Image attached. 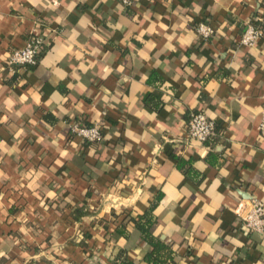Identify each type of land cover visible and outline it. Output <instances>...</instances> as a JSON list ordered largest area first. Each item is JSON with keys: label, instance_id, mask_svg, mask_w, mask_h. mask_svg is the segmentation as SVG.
<instances>
[{"label": "crops", "instance_id": "1", "mask_svg": "<svg viewBox=\"0 0 264 264\" xmlns=\"http://www.w3.org/2000/svg\"><path fill=\"white\" fill-rule=\"evenodd\" d=\"M262 11L264 0H0V264H115L120 249L146 264L141 232H118L160 191L151 232L174 250L169 264H264V232L236 211L264 200V36L239 42ZM34 31L50 41L38 62L6 68ZM199 110L216 123L211 144L188 137ZM72 121L100 122L103 139L71 134Z\"/></svg>", "mask_w": 264, "mask_h": 264}, {"label": "built area", "instance_id": "2", "mask_svg": "<svg viewBox=\"0 0 264 264\" xmlns=\"http://www.w3.org/2000/svg\"><path fill=\"white\" fill-rule=\"evenodd\" d=\"M124 4H130L131 0H122ZM258 20H264V11L252 17L246 24L240 36V44L252 47L264 36V27ZM198 36L206 40L214 33V29L206 21H200L195 25ZM46 40L38 31H34L21 47L13 48L6 60L5 66L13 70L16 66L35 65ZM261 125L264 126V111L261 113ZM100 122L85 124L79 121L69 123L71 134L79 135L86 142H96L102 137V127ZM187 134L189 138L211 144L217 135V126L214 119L210 118L204 111H194L190 114L187 123ZM211 141V142H210ZM241 216L245 231L250 233L264 232V200L258 197H251L250 206L242 209L241 205L236 208Z\"/></svg>", "mask_w": 264, "mask_h": 264}, {"label": "trees", "instance_id": "3", "mask_svg": "<svg viewBox=\"0 0 264 264\" xmlns=\"http://www.w3.org/2000/svg\"><path fill=\"white\" fill-rule=\"evenodd\" d=\"M261 24H262L261 26L264 27V23H261ZM47 42H48V44L50 43V41H46V43ZM44 51H45V45L43 46L40 55H42V53ZM40 55H39V57H40ZM37 62H38V60H37ZM30 66H33V65H30ZM16 67H18V66H16ZM149 98H151V95L149 93L145 94L143 97V99H145V100H147ZM102 139H103V133H102V137L100 140H98L96 142H89V143L97 144ZM214 139H215V137L213 138V140ZM175 157L177 160V162H176L177 168L182 169L184 172H187L188 168H189V170H191V168H192L191 164H189V165H187V167H185L186 162L183 159H181L179 156H175ZM161 197H162V192L160 191L159 195L157 196V199H160ZM157 199H156V201H154L151 204V206L148 210L144 211L143 213L138 214L137 217H129L127 220V222H129V223L123 222L122 228L119 230L118 233L121 236H123L124 230H126V226L128 224H130L131 226H134L135 228H137L141 232L143 239L149 245V249L147 250V252L145 253V256H144V260H145L146 264H169V263H172V261H173L174 250L172 249L171 245L166 243L163 239H161L160 236L155 235L151 232V227L156 221V218H155L154 213H153V209H154V206L156 205V203L158 201ZM81 213H82L81 207H77L75 209V212L73 213V216L75 218H78ZM119 255H120V258L118 259V261L115 264H135L131 259H129L127 257L124 249H120Z\"/></svg>", "mask_w": 264, "mask_h": 264}]
</instances>
